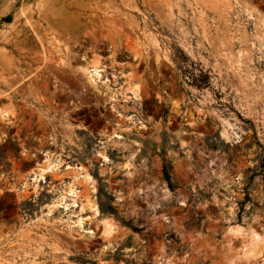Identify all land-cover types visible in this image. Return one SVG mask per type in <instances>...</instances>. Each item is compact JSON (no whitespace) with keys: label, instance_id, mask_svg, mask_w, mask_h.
I'll list each match as a JSON object with an SVG mask.
<instances>
[{"label":"rangeland","instance_id":"374dc122","mask_svg":"<svg viewBox=\"0 0 264 264\" xmlns=\"http://www.w3.org/2000/svg\"><path fill=\"white\" fill-rule=\"evenodd\" d=\"M0 264H264V0H0Z\"/></svg>","mask_w":264,"mask_h":264},{"label":"bare ground","instance_id":"6f19581e","mask_svg":"<svg viewBox=\"0 0 264 264\" xmlns=\"http://www.w3.org/2000/svg\"><path fill=\"white\" fill-rule=\"evenodd\" d=\"M3 115H4V114H3ZM1 116H2V115H1ZM102 150H103V149H102ZM100 152H101V151H100ZM98 153H99V152H98ZM102 153H104V152H102ZM101 157H102V156H101ZM101 157H100V158H101ZM106 159H107V158H106ZM104 161H105V160H104ZM105 162H106V161H105ZM103 164H104V163H103ZM82 167H83V166H82ZM82 167H79V168H78V166H77V167L75 166V168H78V169H79V170H78V173H80V171H82ZM73 168H74V167H73ZM85 170H86V169H85ZM80 174H81V173H80ZM77 175H79V174H77ZM84 175H85V174H84ZM86 176H87V175H86ZM82 178H83V177H82ZM85 180H86V179H85ZM85 180H84V181H85ZM89 180H90V179H89ZM89 180H88V181H89ZM89 183H90V182H89ZM69 191H70L71 194L74 195V199H75V197L77 196V195L75 194L76 192H75L74 190H72V189L69 190ZM68 193H69V192H68ZM77 197H78V196H77ZM88 201H89V199H88ZM73 202H75V201L73 200ZM76 202H77V201H76ZM74 204H75V203H74Z\"/></svg>","mask_w":264,"mask_h":264}]
</instances>
